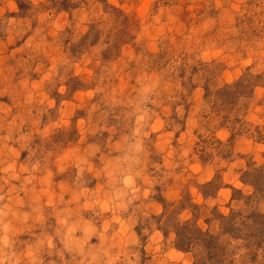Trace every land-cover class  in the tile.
Masks as SVG:
<instances>
[{
    "label": "rangeland",
    "instance_id": "obj_1",
    "mask_svg": "<svg viewBox=\"0 0 264 264\" xmlns=\"http://www.w3.org/2000/svg\"><path fill=\"white\" fill-rule=\"evenodd\" d=\"M0 264H264V0H0Z\"/></svg>",
    "mask_w": 264,
    "mask_h": 264
},
{
    "label": "trees",
    "instance_id": "obj_2",
    "mask_svg": "<svg viewBox=\"0 0 264 264\" xmlns=\"http://www.w3.org/2000/svg\"><path fill=\"white\" fill-rule=\"evenodd\" d=\"M200 233H201V232H200ZM188 237H189V236H188ZM188 237H184V236L182 235V240H183V239H187ZM199 240H200V239H199Z\"/></svg>",
    "mask_w": 264,
    "mask_h": 264
}]
</instances>
